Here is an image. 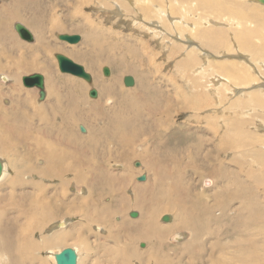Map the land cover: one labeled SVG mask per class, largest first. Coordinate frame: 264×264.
Returning <instances> with one entry per match:
<instances>
[{"label": "rangeland", "instance_id": "1", "mask_svg": "<svg viewBox=\"0 0 264 264\" xmlns=\"http://www.w3.org/2000/svg\"><path fill=\"white\" fill-rule=\"evenodd\" d=\"M15 1L17 2V0H0V5L4 7V12L0 15V20L4 24V30L6 31L7 38L5 41L7 44H15L18 48L16 54L8 52L3 59L7 63L9 69L0 72V75H5L9 78L7 82L0 81V104L4 108L0 110L2 115L11 109H15L18 105L24 106L22 96L28 91L32 93L30 96L33 102L29 112L36 113L39 107L47 101L51 92L63 90L71 92V83H76L74 81L76 80L82 89V101L79 103L81 109H76L77 115H75L74 121L77 120V122L74 123V126L72 125V133L79 136H86L88 133V123H91L93 127H98L99 130L106 131L108 126H106L105 121L102 122L100 118L106 119L109 114V116H112V114L116 113L112 111V107H117L121 111L123 110L118 107L116 96L112 94H103L100 96V91L102 92L101 85L107 82L110 83V79L108 78L113 76L117 81L116 88L133 98L132 103L146 102V94H139L143 81H147L152 87V92H154L153 96L157 99L158 103L157 113L151 112L148 107H141L140 114L144 118L141 123L143 127L147 125L144 130H147L149 133L146 134V136L143 135L146 131L142 133V139L134 142L132 147L130 146L127 149L133 151L132 153L124 150V153H128L126 155L127 158L124 156L122 159L121 156L124 153H121L118 155L121 162L118 163H115L112 157L98 159L99 161L102 160V162L105 160L106 163L110 160L107 165H104L105 169L103 167L102 169L104 171L106 170L108 176H111L112 181L113 179L115 180L117 176L119 177L117 178L118 180L116 179L117 181L112 182L113 189L96 188L91 192V190H88L87 186L84 185V192L78 195V193L74 191L76 185L71 181V176L68 173L66 176V179H69L67 180V185L62 184L60 178L44 179L37 175L23 174V180L27 182H23L24 185L18 187V193L28 192V194L32 195L34 192L35 194V185L41 183V186L45 189L44 194L37 190V195L39 196L37 210L40 211L38 216L44 213L46 217H41L43 223L42 228L34 229L35 226L33 230L31 229V222L28 218L26 219L27 213H24L25 215L19 213L18 218H16V223L18 225L16 229L20 231L24 226L27 229L23 233L25 236L30 235L33 230L31 238L35 243H41V237L45 235L48 237L50 236L48 235L49 232H46L50 225H53L62 218H67L65 220L68 222V226L66 225L65 232H67L68 238L71 239V242L67 244L62 243L61 245L48 248L51 250H33L31 251L33 252L32 254L47 259L51 251L53 253H59L61 249L72 247L76 248L77 256L79 257L78 264H116L118 261L116 257L115 259L114 257H110L104 251L115 252L116 250H128L127 254L124 253L123 255L126 262H121V264H155L152 260L149 261L147 259H142L144 257L133 256V254H131L137 253L141 255L140 252L150 250V253L158 259L166 257L165 260L161 259L162 263L168 260L170 264H223L228 258V255H236L235 252L237 251L235 249L239 248L244 250L253 246L255 247L256 255L260 258L257 260L256 264H264V183L260 185V195L257 197V203L249 205L247 208H243L242 204H246L250 199L249 193L243 200L239 198L231 199L227 208L216 206L213 210L211 209L212 212L206 213L200 212L197 208L193 212H190L188 209L184 211L186 217L197 219V222L199 220L198 218H200L202 222L206 221L209 225V232H211V234L204 232L201 236L204 249V252L201 254H198L196 249L191 255L188 254L187 249L184 248L187 244H185V242H192L190 238L193 237V233L185 227L177 230L178 227H181L176 226V212L180 210V207L172 204V206L166 208V203L172 202L164 201L162 196L157 198L158 204L153 203L149 211V216L153 217V223L155 224L152 227L153 229L151 228L148 230L150 232V242L147 238L142 239L138 236L139 232H136V230L130 227V230H128V228L122 229L121 227L122 223L125 225L131 223V226L136 225L142 218V210L139 208V205L134 203L132 201L133 199H131L133 197L132 193H136L137 189L151 185V175L153 171L160 176L162 173L165 176H170V174H177L170 168L174 165L182 164L184 169H181L184 176L181 180L184 182L187 180L190 183L196 182L197 187L194 192L202 194L204 197L200 207L204 205L212 206L214 202L212 194L225 184L222 179L223 176L220 173L214 174V171H218L222 168L224 172L225 170L234 172L235 178L237 180L239 179L238 181L242 183V185L248 178L246 168H248L249 165L250 168L253 167L252 169H256L258 173L263 172L264 105H261L253 94L256 92L264 99V5L255 0H176L177 3L174 0L102 1L107 2L106 6L101 3V0L100 2L98 0H26V2L18 5V16H16L11 14V11L15 8ZM171 2L176 4H171ZM218 2L221 3L222 9H215V7L217 8L218 6ZM212 3L215 7L211 6ZM238 12L243 14H237ZM209 17L211 22H205L206 24L201 23L202 18ZM213 19L220 20L221 23L215 24V21L212 22ZM33 21L38 23L37 27L44 30L43 38L46 39L45 46L38 45L37 47L41 50L36 52L45 56L42 50L46 48L52 50L53 48V51H51L48 56L39 57L40 63L45 64L47 62L50 66L49 73L44 72L42 69L35 70L36 68L26 63L30 59L28 51L29 45L34 44L36 39V33L32 25ZM15 22L24 24L32 32L33 40L31 42L24 41L17 35L13 27ZM180 22L182 28L177 27ZM78 27L82 29H77ZM211 27L213 29L224 30V35L222 36L220 33H215L213 36H208L204 33H200L201 31H208ZM243 29H249L250 31L256 30V35L252 38V43L258 45L257 53L253 50L244 51L241 48L240 41L236 39V36H238ZM59 34H78L81 37V42L70 44L58 39L57 35ZM95 38L97 39V47H104L103 53L106 55H124L127 57L131 54L130 61L133 62L134 71L119 73V63L117 61L109 64L106 61L93 59L95 58V50L92 47L90 48V46H92V42L94 41L92 39ZM220 38L221 40L222 38L226 40V42H224L226 45L218 47L217 43L219 42L217 41H219ZM233 43L236 44L239 52L234 53L236 48L233 46ZM183 45L184 51L181 50ZM126 46L129 50L131 48L130 52L125 49ZM3 48L4 44L1 43L0 49ZM88 49L89 54L87 51ZM190 49L196 52L193 56L195 60L194 63L190 68L185 64L178 65L179 61L185 60V53ZM56 52L62 53L71 58L74 62L81 64L92 76V85H89L87 81L82 78L60 72L57 61L53 56ZM18 53H20L19 56ZM75 53H78V57H75ZM245 55H247L246 58L248 57L251 63L254 65L256 64V68L248 69L247 71L255 78V80L248 84H245L239 79L236 80L238 78L237 75L230 77L226 72L224 74L222 69L217 66V63L228 64L237 62L239 66L237 72L242 73L243 70L241 67L247 68V65L242 63L244 62L242 60ZM18 57L21 59L20 64L12 66L11 63H13V60L18 59ZM25 58L28 59L25 60ZM199 63H202V66L195 69V66L197 67ZM103 67H108L111 75L104 76L101 69ZM202 69H204L203 72L201 71ZM14 71H16L15 74L17 78L15 82L14 79L10 77ZM183 71H187L188 74H183ZM35 72L41 73L45 80L46 97L41 101H38L37 88L24 87L21 82V77L23 75ZM214 73L231 79L235 85L231 84L229 80L221 77H215L216 79L214 80ZM126 75H130L134 78L133 86L126 87L123 84V77ZM255 83L258 84L255 85ZM193 85H195V87H192ZM89 87L96 89L97 97H89ZM176 88H178V91H176ZM208 91L210 92L209 95L207 94ZM96 100L98 101L96 102L97 104L94 105L95 109L92 107L91 113H85L86 118H82V116H80L82 115V109H89L88 103ZM108 100L110 101L109 104L106 103ZM218 107H220V109H216ZM49 109L50 111L52 110L51 106ZM73 110L74 108L70 109V112ZM105 113H108V115ZM89 119L91 121H89ZM52 121H58V119L54 117ZM258 123L263 126L259 128L257 126ZM41 126L43 127L39 129L41 139H47L48 136L43 135L42 131L47 126L46 124H40L38 128ZM72 126H69L70 130ZM80 126L84 128L83 132L80 130ZM114 126L115 124L113 127ZM156 131H159V136L157 138L153 136H157ZM113 132L114 131H112V133L109 132V134L105 132V139L107 140L112 137V135L114 136ZM30 134L29 132L25 143H18L16 146L8 147L5 151L0 152L1 158L6 161L8 166L6 179L9 180V176H14L17 169H21L20 166L22 165L23 159L27 160L23 153L32 154V157L35 155L34 149H28V145L30 146L33 141L32 134ZM223 135L227 137V140L222 142L220 137ZM53 136L58 138L56 132ZM74 140L75 138L62 143L61 141L59 142L61 146L63 145L65 150L73 151L77 148ZM81 140L84 144L87 143V137L85 139L82 137ZM163 141L166 142L167 145H162L160 148H157V142ZM225 141L230 147L226 146ZM54 142L56 143L57 141ZM57 147L61 148L58 145ZM116 148V146L111 145L110 149L113 151L112 153L116 154ZM162 149L170 151L173 154L175 152L179 153L180 161L178 164L173 161H170L171 163L167 165L165 163L160 164L159 162H164L162 159L158 162L155 160L154 163L151 164L153 171H151L152 169H148L149 171H147L146 169L148 166L145 167V163L137 155L141 153L140 155L142 156V153L145 152L143 155H147V158H153L156 156L154 152H160ZM108 150V145H105V143L97 146V156H104ZM89 151L86 154L80 155V157H86V155L89 157L94 156V154L89 153ZM194 152L198 153L194 155V159H191V155ZM130 156H132V158ZM239 157H241L240 162L237 161V159H240ZM253 158H256L259 163L254 164L252 162ZM40 160L41 158H36L34 162L40 166L44 159L42 158V160ZM240 164L242 170L237 173ZM98 166L99 163L97 161H94L93 165H91V167L95 169H97ZM90 174H92V172ZM120 174L126 179L125 186H121L120 184ZM141 175L146 176L144 181H139L137 179V177ZM89 176L90 175H88V177ZM105 178L107 179L106 176ZM169 178L170 177L161 180L163 183L171 184L173 186L172 191H174L176 180L170 181L168 180ZM6 179L0 182V184ZM203 179L206 180L205 187L208 186V188L201 189V182ZM32 180H34V182ZM72 184L75 186H72ZM32 187L35 189H32ZM7 189L9 188L7 187ZM7 189L6 187L0 188V197L3 192H7ZM97 190H99L100 193ZM152 190H154V187H152ZM175 192L171 193L169 196L179 197L178 193ZM19 196L20 195H18V206L21 207V203H27V200L23 199L22 202ZM79 197L82 201L77 205L75 198ZM224 198H229V195L225 194ZM86 203L88 205L87 208ZM107 205L110 208H108L109 211H107ZM240 208H242V211ZM71 210H74L75 213H72ZM89 210L91 213H98V216L101 214V217H99L101 223L105 220L104 222L108 221L110 225L102 223L101 227L94 226L97 222L87 219L84 214V212ZM106 211L110 212V217L106 216L108 214ZM130 211H136V216L133 217L129 215ZM165 213L172 215V220L169 221L170 223H163L161 221L160 217ZM35 214L37 215V213ZM8 215L13 216L11 212H9ZM25 219L28 221L24 222ZM244 219L251 221L253 224L243 231L241 226L237 223ZM136 221H138V223ZM134 222H136V224ZM199 225H201V223H199ZM75 226L77 227L75 228ZM68 227L69 229H67ZM214 230L217 231L215 234L212 233ZM177 231L184 232L186 234L185 239L180 242L170 241L169 236ZM116 232H118V234H116ZM218 233L220 236L217 235ZM214 235H216V237ZM160 240H162L161 244ZM141 243L144 244V247L140 246ZM225 247H228L227 255L222 254L219 250ZM208 249L216 251L208 255ZM236 256L239 257L240 254ZM218 259L220 260L219 262H217ZM53 261V257H50L48 260L49 264H53ZM33 264H37V262L34 261ZM232 264H240V262L234 261Z\"/></svg>", "mask_w": 264, "mask_h": 264}, {"label": "bare ground", "instance_id": "2", "mask_svg": "<svg viewBox=\"0 0 264 264\" xmlns=\"http://www.w3.org/2000/svg\"><path fill=\"white\" fill-rule=\"evenodd\" d=\"M98 1L100 2V0H98ZM102 1H107V0H101V3L105 4V6H106L108 1L107 2H102ZM174 1L176 2V0H174ZM255 1L264 5L263 3L260 2V0H255ZM24 2H26V0H17V2L15 1L14 2L15 8L12 11L10 10L11 14L18 16V5L21 3H24ZM176 3L171 2V4H176ZM147 4H149V3H147ZM211 6L215 7V5L213 3L211 4ZM222 8L223 7H222L221 3L218 2V6H217V8L215 7V9L218 10V9H222ZM3 12H4V7L2 5H0V15ZM237 14L241 15L243 13L238 12ZM36 21H33V24L30 22L33 25V29L35 30L36 39H35V43L32 44L33 46L29 45L30 47H29L28 51H29V55H30L29 58L30 59L26 63L28 65L36 68L35 70L42 69L44 72L49 73L50 72V70H49L50 66L48 65L47 62L45 64L40 63L39 57L40 56L41 57L48 56L50 54V52L53 51V48H52V50L50 48H46L45 50H42L44 52L43 55L45 54V56H42L40 53L36 52V51L41 50L40 48L37 47L38 45L45 46V44H46V39L43 38L44 30L40 27H37L38 23ZM179 21H180V19H179ZM209 21L211 22L210 17L209 18H202L201 23L202 24L205 22L209 23ZM213 21H215L214 22L215 24L221 23L220 20L213 19L212 22ZM17 23H20V22H15L13 24L14 30H15V24H17ZM53 24H55V23H53ZM177 27L182 28L181 22L177 25ZM77 29H82V28L78 27ZM89 29H90V27H89ZM200 33H204L205 35H208V36H213V34H215V33H220L223 36L224 30L213 29L211 27V29H209L208 31H201ZM255 35H256V30L250 31L249 29H243L238 34V36H236V39H238V41H240V46L244 51L245 50H250V51L253 50L257 53L258 45H254L255 43L254 44L252 43V38L255 37ZM6 38L7 37H6V31L4 30V24L0 20V44L1 43L4 44V48L0 49V72H3L4 70L9 69L7 67V63L3 60L5 54L6 53L8 54V52H12V53L16 54V51L18 50V48H17V46H15V44H7V42L5 41ZM92 40H94V41L92 42V46H90V48L92 47L95 50V58H93V59H97L100 61H106L109 64H112L114 61H117L119 63V65H118V72L119 73L124 72V71H127V72L134 71L133 62L130 61L131 54L128 55L127 57L124 55H120V56L106 55L103 53V51L105 49L104 47H101V48L97 47V39L95 38ZM37 42H38V44H37ZM217 42H219V43H217L218 47H220L222 45H226V44H224V42H226V40L224 38H222V40L220 38V40ZM233 46H235V48H236V49L233 48V49H235L234 53L239 52L235 43H233ZM125 49L129 52L131 50V48H130V50L127 49V46ZM181 50L184 51V45H183V47H181ZM72 51H74V50H72ZM87 51L89 54V49ZM56 53H59V52H56ZM54 54H53V56H54ZM75 54H76L75 57H78V53H75ZM195 54H196V52L193 49L187 50V52L185 53V60L179 61L178 65L185 64V65H188L190 68L191 65L195 61L193 59V56ZM19 55H20V53H18V56ZM247 55L243 56L244 58L242 61H244V62H242V63L247 65V68L242 66L241 67L243 70L242 73L237 72V69L239 68L237 62H231L228 64L217 63V66L222 69V72L224 74L226 72L230 77L237 75L238 78L236 80L239 79V80L243 81L245 84H248V83L252 82L253 80H255V78L252 75H250L247 71H248V69L256 68V64L254 65L253 63H251L250 60L248 59V57L246 58ZM26 59H28V58H25V60ZM55 60H56V58H55ZM47 61H48V59H47ZM20 62H21V59H20V57H18V59L13 60V63H11V64H12V66H17V64H20ZM22 66H23V64H22ZM201 66H202V63H199V65L197 67L195 66V69L200 68ZM203 70L204 69H202L201 71L203 72ZM15 73H16V71H14L10 75V77H12L14 79V82L17 79ZM186 73H187V71H183V74H186ZM27 75H29V74H27ZM213 76H214V80L216 79L215 77H217V78L221 77V78L229 80L231 82V84L235 85L232 82V80L229 78L220 76L216 73H214ZM22 77H21V82H22ZM8 78L9 77H6L5 75H0V81H2V82H7ZM108 79H110V83L107 82L106 84L101 85V90L103 93L100 91V96L103 94H112V95L116 96L117 102H118V107H120L123 110L121 111L117 107L116 108L112 107L111 108V109H113L112 111H114L116 113L112 114V116H109L110 114L108 115V113H105L106 115H108V118H106V119L100 118V120L102 122L105 121L106 126H108L106 128V131L99 130L98 127H93L91 125V123L90 124L88 123L87 124L88 125V133H87V135L85 134L86 136H79V135H75L74 133H72L74 123L77 122V120L74 121V117H76L75 115H77L76 109H81L79 107V103L82 101V98H81L82 97V89L76 80H74L76 83H74V82L71 83V85H72L71 92L66 91V90L58 91V92H51L47 101L44 104H42L41 107H39V109L36 113H30L29 112L30 106L33 105V102L31 100V96H30L32 93L30 91L25 92V94L22 96V101H23L24 106L18 105L15 109H13V110L11 109V110L7 111L6 113H4L3 115L1 114V111H0V152L5 151V149L8 147H14L18 143L19 144L25 143V141L29 135V132H30L32 134L33 141H32L30 146L28 145V149H34V153H35V155L33 157H32V154L23 153V155L25 156V158L27 160H24V159L22 160V165L20 166L21 169H19V170L17 169V172L15 173L14 176H12V177L9 176V178H10L9 180L6 179L7 173H8L7 172L8 171L7 170V167H8L7 163L0 156V182H2L4 179L8 180L7 182H5L6 181L5 180L3 183H1L0 188L1 189L3 187H6V189H7V187L9 188V189H7V192L6 191H5L6 193L3 192L2 196L0 197V264H33L34 261L37 262V264H45V263L49 264L48 260L50 259V257H53V259H54L53 264H56V260H55V254L56 253H53L51 251L50 252L51 254L47 256V259H48L47 260L46 258H43V257L38 256V255L34 256L32 254L33 252H31V251H33V250L40 251L41 249L42 250H51L48 248L55 247L56 245H61L62 243L67 244V243L71 242V239H69L67 234H66L67 232H65V230H66L65 227L68 224V222H66V220H65L67 218H62L58 222L54 223L53 225H50L46 231V232H49L48 235H50V236L49 237L46 235L44 237L40 236L41 237V239H40L41 243H35L33 241V239L31 238L32 231L34 229H38L40 227L42 228L43 223H42L41 217H46V215L44 213H42L40 216H38L40 214V211L37 210V208H38L37 202L39 200V196L37 195V190L41 191L44 194L45 188H43V186H41V183H39V184L35 185L36 189L32 187V189L36 190L35 194H34V192L32 195L28 194V192L18 193V187H21L22 185H24L23 182H27V181L23 180V174H32L33 176L37 175V176H41L44 179L45 178H51V179L60 178L62 181V184L67 185V182H68L67 180H69V179H66V176L68 173L71 176V181L76 185V189L74 191L77 192L78 195H80L84 192V189H85V187L83 188L84 185H86L88 190L90 189L91 192H93V189H96V188L97 189L98 188L99 189L100 188H107L108 190H110V189H113L112 182L117 181L118 180L117 178H119V177L117 176V178H115V180L113 179V181H112L111 176H108V173L106 172V170L104 171L102 169V167L105 169L104 165H107V163L110 162V160L106 163L105 160L102 162V160L99 161L98 159L112 157V159H114L115 163L121 162L118 155L121 153H124V150H127L130 146L132 147L134 142L141 140L142 139L141 138L142 133H145V131H146V133L143 134L144 136H146V134L149 133V132H147V130H144V128L147 125L146 126L144 125L145 127L142 126L141 122H142V120H144V118L140 114L141 113L140 109H141V107L145 106V107H148L149 110H151V112L157 113L158 103H157V99L153 96L154 92H152V87L148 84L147 81H143L141 79L143 81V83H142V86L140 89L141 91L139 94H144V95L146 94V96H147L146 102L145 103H136V102L132 103L133 98H131L130 96H128L127 94L123 93L121 90L116 88L117 87L116 78H114V76H113V77L108 78ZM133 80H134V78H133ZM104 81H107V80H104ZM87 83L89 85H92L93 78H92L91 82H87ZM237 83H238V81H237ZM257 84L258 83H255V85H257ZM44 85H45V80H44ZM192 87H195V85H193ZM90 89H92V87ZM89 90H88V92H89ZM176 91H178V88H176ZM0 93H1V90H0ZM209 93L210 92L208 91L207 94L209 95ZM48 94H49V92H48ZM253 96L257 99V101L261 105H264V99L260 94L255 92L253 94ZM14 99H15V97H14ZM98 100L93 101V102H89L88 103L89 109H87V110L85 108L82 109V112H81L82 115H80V116H82V118H86L85 113H91V108L93 107L95 109L94 105L97 104L96 102ZM219 101H221V100H219ZM109 102H110L109 100L106 101L107 104H109ZM217 104H218V101H217ZM50 106L52 108L51 111L49 109ZM72 108H74V110L72 112H70V109H72ZM3 109L4 108L0 104V110H3ZM216 109H220V107H218ZM107 110H105V111H107ZM129 110H130V113H129ZM208 113H209V111H208ZM54 117H56V119H58V121H52V118H54ZM89 121H91V120L89 119ZM139 121H140V124H139ZM69 123H70V125H69ZM40 124H46V126H47L46 128H44V130H42L43 135L48 136L47 139H41L39 129H41L43 127L41 126L38 128V125H40ZM114 124H115V126L113 127ZM69 126H72L71 130H70ZM257 126L259 128H261L263 125L258 123ZM109 129H111V130H109ZM112 131H114L113 132L114 136L112 135V137L108 138L107 139L108 141H107L105 139V135H106L105 132H107L109 134V132L112 133ZM55 132L58 134V138H55L53 136V134ZM153 136H155L157 138L159 136V131L157 132V136L156 135H153ZM82 137H84V139L87 137V143L86 144H84V142H82V140H81ZM74 138H75L74 143H75L77 148L73 151L65 150L63 145L61 146V144L59 142V141H61V143H62V142L69 141L70 139H74ZM53 139H56V140H53ZM220 139L223 142L224 140H227V137H225L223 135L222 137H220ZM54 141H57V142L55 143ZM104 143H105V145H108V148H109L108 152L106 154H104V156H97L98 155V152H96L97 146L103 145ZM225 144L227 147H230L226 143V141H225ZM57 145L61 148H58ZM111 145H114L117 147L116 148L117 152L115 151L116 154L112 153L113 151L110 149ZM162 145L166 146L167 143L164 141L163 142H157L156 147L160 148ZM89 149H90V151H89ZM130 150H131V148H130ZM88 151H89V153H93L94 156L89 157L86 155V157H82V156L80 157V155L86 154ZM127 151L131 152V153L133 152V151H129V150H127ZM144 153L145 152L142 153V156L140 155L141 153L138 154L137 156H139L142 159V161L145 163V167L148 166L146 169L147 171H149L148 169H150V170L152 169L151 164H153L155 160L158 162L160 159H162V161H164V162H159V163L160 164L165 163L166 165L168 163H171L170 161H173L174 163H177V164L180 161L179 153L175 152L173 154L172 152L164 150V149H162L160 152L155 151L154 153L156 154V156H154L153 158L152 157L147 158L146 157L147 155H143ZM197 153L198 152L192 153L191 159H194V157H195L194 155L195 154L197 155ZM127 154L128 153H124L121 156L122 159L124 156L126 157ZM134 156H135V154H134ZM130 157L132 158V156H130ZM130 157H128V158H130ZM36 158H41V160H42V158L44 159V161L42 162V164L40 166H38L36 164V162H34V160ZM239 158L240 159H237L238 162L241 161V157H239ZM94 161H97L99 163V166L97 167V169L91 167V165H93ZM252 162L254 164L259 163V161L256 158H253ZM249 166H248V168H246L248 178L246 179V182H244L243 185H242V183H240L238 181L239 179L237 180L235 178L236 176H235L234 172L226 171V170L224 172V170H222V168H220L218 171H214V174L220 173L223 176L222 179L224 180L225 184L221 188L217 189L212 194V197L214 198L213 205L212 206L204 205L203 207H200V206L202 204L204 197L202 196V194H197L194 192L196 187H197L196 182L190 183L187 180H186V182L181 180V179H183V176H184L183 171L181 169V168L184 169V166L182 164L172 166V168H170V169L174 170V172L177 174H173V175L170 174V176L169 175L165 176L163 173L161 176L159 174L157 175V174H155V171H153V169H152L151 171H153L154 173L152 172V175H151V180H152L150 183L151 185L145 186L144 188H141V189H137L136 193H132L133 197L131 199H133L132 201L134 203H137V205H139V208L142 210V211L140 210L142 218L140 219L139 223H138V221H136L138 224H136V222H134L136 225H133V223H132L133 226H131V223L126 224V225L122 223L121 227H122V229L128 228V230H130L129 229V227H130L131 229L136 230V232H139L138 236H140L142 239L147 238L150 242V239H149L150 238L149 237L150 232L148 230L151 229L155 224L153 223V217L149 216V211L151 209V206H153V203L158 204L157 198L162 196L164 198V201L172 202V203H166V205H165L166 208L172 206V204L180 207V210L178 212H176V218H177V225L176 226H181V227H178L177 230H180L183 227H185L186 229L188 228L189 230H191L193 233V237L191 236L192 238H190V241H192V242L191 243L185 242V244L187 243L186 245L183 243L185 245L184 248L187 249L188 254L191 255V253L193 251H195V249H196V252L198 254H201L202 252H204L203 242L201 240V236L203 235L204 232L211 234V232H209V225L206 221L202 222V219L198 218L199 219L198 222L201 223V225H199V223L197 222V219L195 220L194 218L186 217L184 215V211L188 209L190 212H193L197 208L200 212L206 213V212H212L211 209L213 210L216 206H222L224 208H227L228 203L231 199L239 198L240 200H243L244 197L248 193L250 194V199L246 202V204L245 203L242 204L243 208H247L249 205L256 204L257 203V197H259V195H260V191H259L260 185L264 183V170H263V172L258 173V171H256V169H252L253 167L250 168ZM125 167H126V165H125ZM241 170H242V166L240 164L239 170L237 171V173L240 172ZM89 171H91L92 174H90L91 172H89ZM88 175H90V176L88 177ZM105 176L107 177V179L105 178ZM120 176H121V174H120ZM168 177H170L168 179L170 181L176 180L174 191H172L173 186L171 184L165 183V182L163 183L161 180V179L168 178ZM120 178L121 179H119V181H120L121 186L122 185L125 186L126 185V179H124V177H122V176ZM137 179H138V177H137ZM32 181L34 182V180H32ZM205 181H206L205 179L202 180L201 189L208 188V186L205 187ZM74 184H72V186ZM32 186H34V185H32ZM161 186H162V188H161ZM152 187H154V190H152ZM106 190H103V191H106ZM97 191L100 193L99 190H97ZM173 192L178 193L179 197H172V195L169 196ZM30 193H31V191H30ZM110 193H111V191H110ZM225 194H228L229 198H227V199L224 198ZM18 195L21 196V197L19 196V198L21 199L20 201H22L23 199L27 200L26 201L27 203H21V207L18 206ZM90 196H91V194H90ZM129 197H130V195H129ZM94 198H95V196H94ZM85 200H86V198H85ZM75 201L78 205L82 201V199L80 197L75 198ZM80 205L82 206V204H80ZM117 205H118V203H117ZM82 207H84V206H82ZM87 207H88V205L86 203V208ZM104 207H105V205H104ZM108 208H109V206L107 207V211H109ZM143 209H144V212H143ZM240 210L242 211V208H240ZM9 212H11L13 214V216H9L8 215ZM71 212L75 213L74 210L73 211L71 210ZM135 212L136 211H130L129 215L135 217L136 216ZM142 212H143V216H142ZM19 213L21 215L24 213H27L26 219L28 218V220L31 222V229H33L36 226L31 231L30 235H28V236L23 235V233L27 230L24 226L21 228L20 231L18 229H16V227L18 228V225L16 223V220H17L16 218H18ZM35 213H37V215ZM107 213L108 214L106 216H109L110 212H107ZM84 214L87 217V219L92 220L94 222H97V224L95 223L94 226L101 227L102 223L110 225V222H108V221L104 222L105 220L101 223V221L99 219V217H101V214H100V216H98L99 215L98 213H96V212L91 213L90 210L87 212H84ZM36 216H38L39 218ZM109 217H106V218H109ZM111 218H113V217H111ZM139 218H140V216H139ZM23 219H24V217H23ZM26 219L24 220V222L28 221ZM160 219L163 223L164 222L170 223L169 221L172 220V215L165 213V214L161 215ZM237 224H239L241 226L242 230L244 231L253 223L247 219H244L243 221H239ZM76 227L77 226H75V228ZM67 229H69V227ZM109 229H111V228H109ZM58 230H59V232H58ZM42 232H44V231H42ZM216 232L217 231H215V230L212 231L213 234H215ZM116 234H118V232H116ZM217 235H219V233ZM185 236H186V234L184 232L177 231V232H175L169 236V240L172 242H180V241L185 239ZM214 236L216 237V235H214ZM149 242H148V244H149ZM151 242L154 243L153 241H151ZM161 242H162V240H160V244H161ZM74 249L76 250V248H74ZM208 250H209V252L207 251L208 255H210L212 252L216 251V250H212V249H208ZM219 250L222 252V254H226L228 247L221 248ZM235 250L237 251V252H235V254L236 255L240 254V256L238 257V256L232 255V254L228 255V258L224 261L223 264H232L234 261H239L240 264H256L257 260L260 259L259 256L256 255V250H255V247H253V246H251L247 249H244V250H241L239 248L235 249ZM104 252L107 253L110 257H114V259L116 257V259L118 260L116 262V264H121V262H126V259L124 258L123 255H124V253L127 254L128 250H126V251H117L116 250L115 252H112V251H110V252L104 251ZM131 254H133V256L144 257L142 259H147L149 261L152 260L155 264H170V263H168V260L165 261L166 263L165 262L162 263V260H165L166 257H163V258L161 257L162 260L158 259L152 253H150V250L140 252L141 255H138L137 253H131ZM33 258H35V259H33ZM78 258H77V264H78V260H79ZM251 258H255V259H251ZM219 261L220 260L218 259L217 262H219Z\"/></svg>", "mask_w": 264, "mask_h": 264}, {"label": "water", "instance_id": "3", "mask_svg": "<svg viewBox=\"0 0 264 264\" xmlns=\"http://www.w3.org/2000/svg\"><path fill=\"white\" fill-rule=\"evenodd\" d=\"M261 3L264 4V0H260ZM15 31L17 35L24 41L31 42L33 40L32 32L22 23L15 24ZM57 38L60 40H64L70 44H77L80 41V35L78 34H59ZM54 57L56 58L58 69L62 73H68L73 76L84 79L87 82L92 81L91 75L85 70V68L76 62H74L68 56L62 53H55ZM102 72L104 76L110 75V69L108 67H103ZM22 84L27 88H37L38 89V100L41 101L46 96L45 85H44V77L41 73H32L29 75H24L22 77ZM123 84L126 87L133 86L134 80L130 75H126L123 78ZM89 97L95 98L97 97V91L95 88H92L88 92ZM80 130L84 131V128L80 126ZM146 179L145 175H141L138 177L139 181H144ZM141 247H144V244H140ZM77 252L72 247H66L62 249L59 253L55 254L56 264H77Z\"/></svg>", "mask_w": 264, "mask_h": 264}]
</instances>
